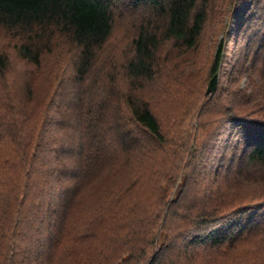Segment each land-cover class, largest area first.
Masks as SVG:
<instances>
[{
    "label": "trees",
    "instance_id": "trees-1",
    "mask_svg": "<svg viewBox=\"0 0 264 264\" xmlns=\"http://www.w3.org/2000/svg\"><path fill=\"white\" fill-rule=\"evenodd\" d=\"M0 30V264H264V197L226 205L264 181V0H0Z\"/></svg>",
    "mask_w": 264,
    "mask_h": 264
},
{
    "label": "rangeland",
    "instance_id": "rangeland-1",
    "mask_svg": "<svg viewBox=\"0 0 264 264\" xmlns=\"http://www.w3.org/2000/svg\"><path fill=\"white\" fill-rule=\"evenodd\" d=\"M117 29H119V27H117ZM119 33H121L120 30H118ZM221 37V36H220ZM8 41L7 39H5L4 37V31L3 30H0V52L3 50V49H7L8 46L6 45H3V44H6L5 42ZM122 47V45H115V46H110L109 48H107L103 53H104V56L99 60L98 64L100 63L101 65L104 64L105 60L109 58V56H111V60H112V56L116 53V57H115V60L119 61L121 59V53H119V49ZM116 48V50H115ZM209 55V54H207ZM206 58V56H205ZM207 60V59H206ZM16 67H19V63H17L15 65ZM15 73H14V70H11L10 73H9V77H10V80L13 81V83L15 85H17L16 81H15ZM44 78V79H43ZM51 83H49V81L47 79H45V77H42L39 78V79H36L35 81V84H34V89L36 90V93H40V92H43L44 90L46 91V89L49 88V85ZM21 91H24V89H19ZM1 91V90H0ZM106 93V90L104 91H97L95 92V96H107V94H104ZM3 93H1V96H2ZM24 97H18L14 100L18 101V100H23ZM110 103H112V101H110ZM24 104V103H22ZM0 108H2V110H4L5 108V105L3 104V102L0 104ZM165 113L167 114L168 112L166 110H164ZM9 118V116H8ZM254 182L250 183L248 180L246 182V180H244V184H245V187H244V193L243 191L241 193H237V192H234V193H231V195L229 196V199L226 203L227 206H232V207H238L240 206L241 204L243 203H247L250 199V195L251 194H254L253 192L255 190L258 191L259 195L255 196L254 199H262V197H264V181L261 180L260 178V174L257 176V177H253ZM259 181V182H258ZM261 184V185H260ZM260 194L262 196H260ZM256 195V194H254ZM263 240V239H261ZM256 246V245H255ZM245 252V250H244ZM259 252L260 254L262 255V248H259ZM244 260H247V258H251V257H248L249 255L248 254H244Z\"/></svg>",
    "mask_w": 264,
    "mask_h": 264
},
{
    "label": "water",
    "instance_id": "water-1",
    "mask_svg": "<svg viewBox=\"0 0 264 264\" xmlns=\"http://www.w3.org/2000/svg\"><path fill=\"white\" fill-rule=\"evenodd\" d=\"M217 80H218V75L215 74L209 82L208 88H207V92H213L216 87H217Z\"/></svg>",
    "mask_w": 264,
    "mask_h": 264
}]
</instances>
